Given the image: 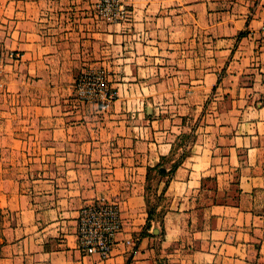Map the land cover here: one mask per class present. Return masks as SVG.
Instances as JSON below:
<instances>
[{
    "label": "crops",
    "instance_id": "1",
    "mask_svg": "<svg viewBox=\"0 0 264 264\" xmlns=\"http://www.w3.org/2000/svg\"><path fill=\"white\" fill-rule=\"evenodd\" d=\"M94 1L0 0L21 53L0 80V264H264V0H127L118 23ZM85 65L112 70V105L60 78ZM102 197L123 218L107 257L78 240Z\"/></svg>",
    "mask_w": 264,
    "mask_h": 264
},
{
    "label": "built area",
    "instance_id": "2",
    "mask_svg": "<svg viewBox=\"0 0 264 264\" xmlns=\"http://www.w3.org/2000/svg\"><path fill=\"white\" fill-rule=\"evenodd\" d=\"M264 31V26H263ZM103 76L94 74L84 76L78 81L80 95L94 98L102 102H110L115 98V91L104 85ZM123 228V218L115 201L98 198L84 204L78 216V240L86 253H99L102 257L110 255L116 237ZM133 247L138 246L135 237L127 239Z\"/></svg>",
    "mask_w": 264,
    "mask_h": 264
},
{
    "label": "rangeland",
    "instance_id": "3",
    "mask_svg": "<svg viewBox=\"0 0 264 264\" xmlns=\"http://www.w3.org/2000/svg\"><path fill=\"white\" fill-rule=\"evenodd\" d=\"M91 9H92L93 14H95L99 19H102L103 21H108V22L113 21L115 23H118L117 21L119 20L126 21V19L129 18L131 14L127 0H95ZM129 57L132 58L133 54H130ZM20 58H21V53L19 52V50H15V49L4 50L0 48V80L9 79V75L12 72H14L18 66V65L15 66L16 65L15 63H17V61ZM131 71L132 70L128 67L126 74L131 76V73H130ZM111 72L112 70L110 68H107L105 65H101V66L85 65V67L72 70L70 71L69 74H67L66 76L60 77V78H62L63 80H73V83L71 85L72 92H74L79 99L90 102V103H97V104H102L104 106H109V105H112L113 100L110 102H102L99 100H95L94 98L84 97L80 95L77 89V84H78V81L81 80V78H83L84 76L100 74L103 76V80L105 82L104 85L110 88L111 90L115 91V94H116L115 98H116L117 91L110 84V80H112ZM163 73H165L164 70H163ZM31 77L30 75H28L27 80H32ZM51 78L52 80L58 79L57 77H52V76ZM184 105L183 107H185ZM196 124H197V121L194 120V116L191 117V120H189L188 125L196 126ZM192 140H194L193 134L187 133L186 135L182 136L178 144L179 145L187 144ZM180 151L181 150L178 149V146H177L173 154L174 157H179ZM152 198L153 197H151V199Z\"/></svg>",
    "mask_w": 264,
    "mask_h": 264
}]
</instances>
